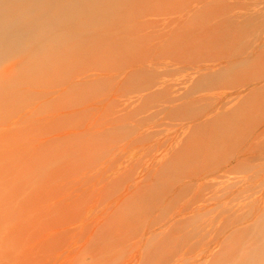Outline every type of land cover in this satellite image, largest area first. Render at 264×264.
I'll use <instances>...</instances> for the list:
<instances>
[{
    "label": "rangeland",
    "instance_id": "1",
    "mask_svg": "<svg viewBox=\"0 0 264 264\" xmlns=\"http://www.w3.org/2000/svg\"><path fill=\"white\" fill-rule=\"evenodd\" d=\"M213 5L139 0L132 19L120 16L112 28H78L61 42L5 51L0 84L14 81L25 109L16 110L5 94L0 108L7 102L20 114L6 104L5 111L13 112L5 115L2 108L6 117L0 119L6 118L8 130L29 117L32 125L19 126L28 128L19 140L26 147L31 141L26 151L36 158L20 148L28 159L16 153L15 172L10 157L16 151L10 148L16 139L10 154L0 146V158L13 152L10 163L7 154L0 159L13 164L0 168L5 165L2 174L11 176L27 166L37 182L23 188L30 193L28 207L9 220L0 217V264H264V100L230 106L231 114L221 115L238 86L247 95L242 84L254 72L203 87L194 96L200 116L156 113L148 81L130 79L159 56L186 64L195 55L208 57L197 46L203 39L198 29L209 27ZM261 23L263 33L250 32L243 45L264 75V63L255 60L264 46ZM209 117L217 121L206 124ZM6 128L0 136L9 138ZM42 158L49 167L39 164ZM35 163L43 171L48 167L44 178Z\"/></svg>",
    "mask_w": 264,
    "mask_h": 264
},
{
    "label": "bare ground",
    "instance_id": "2",
    "mask_svg": "<svg viewBox=\"0 0 264 264\" xmlns=\"http://www.w3.org/2000/svg\"><path fill=\"white\" fill-rule=\"evenodd\" d=\"M138 1L139 0H0V58H2L6 54L5 52L6 50H16L19 47L24 46L26 44L40 46L42 42H51V41L54 43L61 42L64 39H68L71 36H75L77 34L78 28H83V30H88L90 32L92 31L96 32L95 29L101 30L100 28L104 26L105 28L106 27L112 28L118 23L119 21L118 18L120 16L129 15L130 18L132 19V17L135 15L137 11ZM212 2L214 3V5L211 6L212 9L208 10V12L210 11L211 14V17L209 18L210 24H208L209 27L198 29L200 35L203 36L202 37L203 39H199V41H197V39L196 40L194 39L195 41L198 42L197 46L200 49H202L205 54L209 55L208 57L201 58L200 56L195 55L193 56L192 62L186 64L180 58L170 63L167 59L164 58V56L163 57L159 56L158 59H160V61H158L157 64H151L147 66L143 65L141 69H139L130 77V79L132 80L148 81L149 87H151L155 92L152 95L156 96V97L155 96L152 97L151 102L149 101L150 103L149 106L153 103V106H151L150 108L157 109L156 113L158 114L159 111L160 112L166 111L165 113L166 117L167 116L174 117L180 114L179 113L180 110H187L191 112L193 116H197V115L200 116L202 110L199 109L200 107L197 103L198 100H196L198 99V97L195 98L194 96L198 95L201 92V89H203V87L205 86L208 85L212 86L222 81H234L236 80L237 75L241 73H243L244 75H248L254 72L255 77L253 78L252 81L242 84L243 85L242 88H246L247 90H249L246 96H241L239 94V91L241 89V87L239 86L237 87L238 91L235 94L228 95V99H227V103H229L228 107H224V106L223 108L221 107L222 108L221 115H224L223 118L225 119L229 116V114H231L230 106H235L236 109L237 107L248 108L252 106H257L258 104H260L261 101L264 100V75H261L259 73L260 71L258 69L259 65H257L255 61L250 60L249 54H247L245 51L244 48L245 45H243L246 36L249 35L250 32L257 31L260 34L263 33L261 20H264V0H246V1L212 0ZM182 37L185 38V34H182L180 36V38ZM255 60L264 63V46L260 50L258 54V58H256ZM180 73L185 74L184 76H182L181 80L173 79L177 74ZM31 81L34 82V80ZM57 84L59 85L58 82ZM260 84L261 87H259ZM15 90H16V85L14 81L13 82L10 81L6 86H2L0 84V99L2 98L3 95L8 94L11 96V99L9 100L7 99V101L8 102L12 101L13 104L16 105L15 106L16 110L18 108L19 109L22 108L23 110V108L25 109V107L23 106L25 104V101L23 98H18L16 96ZM156 99L158 100L156 101ZM4 100L6 101V99ZM200 100L201 99H199V101ZM1 102L0 104L4 105V101ZM6 104L9 105V103L5 102V106H8ZM11 105L9 106L10 107L14 106ZM170 105H172V107H170ZM5 106L2 107L4 108V111H5ZM15 107H13L12 109H14ZM2 108H0V110ZM12 109L7 108V111L5 112H8L9 114L6 113L5 115H10L9 111H12ZM16 110L14 109L13 111L15 112ZM18 111L21 112V109ZM14 112L13 115L20 114V112L18 113L15 112L16 114ZM5 115H3V117H6ZM0 117L3 119L2 115H0ZM9 118L10 117L7 118V123H9L10 121ZM209 118H207V120L205 121L206 124H208V122L213 123L217 121L215 118L212 117ZM2 119H0L1 120L0 126L3 125L7 126L6 124L2 123V122L6 123V118L4 119L5 121ZM26 119L28 120L29 117H26L25 120ZM25 120H23L25 124L21 125V123H23L21 122L22 118H20V120L16 122L17 125L13 124L15 126H18V128L22 129V130L20 129V132H17V134L20 133L19 134L20 138L17 137V134L16 136H14L13 134V132L16 133L15 131H19L18 128H16L17 130L15 128L13 129L14 126H12L11 124L12 127H8L7 130V128L3 126V128H6L4 131H8L10 133L7 134L9 135V138L8 136L4 137L5 133L2 136H0L1 139L0 146L1 145L3 146V144L4 146L6 145L5 148L4 146L3 147L1 146L2 150L6 149L7 152H9L10 150L16 151L15 154H13V156H11L13 153L12 152L10 157L8 155L10 154L11 151L9 152V154H7L5 152L6 150L4 151V153H2L3 151L1 150L2 151L1 153L3 155L7 154V157L4 156L5 157L4 161L7 160V162L10 163V161L12 160L13 162V160L15 161L14 158H16L17 160V158L20 157L18 156V154L21 152L20 148H22V152H25L26 150L29 149L28 147H29V143L31 142L30 140L27 141L28 142L27 147L24 140H19V139H23L20 136L22 135L21 131L22 132L25 131L26 133V130H28L27 125L28 124L32 125V123L29 122L30 119L28 120V122L27 120L26 121ZM24 125L27 126V127L25 126V128L27 129H24V127H19ZM202 127L201 125H199V128ZM10 128H12L13 130L11 131ZM1 131L3 133V130ZM35 131L36 130H34V132ZM262 132L264 133V131ZM2 133H0V135ZM11 133H12V137L13 138L15 137V139H13L10 136ZM2 137L6 139L8 138L7 139L8 141L10 138L11 139L8 142V144L7 143L5 144V141L7 140L4 138L2 139ZM16 139H18L21 143L23 142L25 144L22 145ZM14 140L19 142V147L17 146L18 143L16 141L14 142ZM9 144H13L14 148L16 149L10 148L9 150V147L11 146L13 147V145H9ZM22 146H25L26 148H23ZM24 149L25 151H23ZM22 152L20 153V155L22 156V159L24 158V160L26 158L28 159V156L30 157L33 155V154L31 155V153L29 154V152L26 151L25 153H27L28 155L26 157V155L23 154ZM181 153L183 155L186 154L185 152H181ZM257 153H259V151ZM42 154H44L43 151ZM42 154H40V157H43ZM45 154L47 155L48 153L46 152ZM3 155L0 158L1 160L4 159ZM46 155H44L43 158H45ZM8 157H10V159L12 157L13 158L11 160L10 159L8 160ZM33 157H30V160ZM35 158L36 156L34 157V159ZM184 158L186 157L184 156ZM45 159H43L42 163L40 161L39 164L44 165L45 163V165L46 164L48 165L47 162H44ZM6 163L4 162L3 164ZM12 164L8 165L7 163L6 166L7 165L11 166ZM16 164L14 163V165H12L13 167H15L13 168L15 169L14 170L15 172L17 169L16 167H18V165L16 166ZM35 164L37 167V163ZM45 165L44 167H46ZM6 166L3 165L0 168V217L3 220L5 219L9 220L10 218L17 216V214L20 211H22V209L24 210V208L28 207L30 199H27V197L30 195V193L28 194H25V192L23 193L24 190L23 188L33 189L35 187L34 185H36L34 184V181L35 183L37 182L36 180L33 181V178H35V176L32 177L31 175L26 173L31 169L30 168L27 170V166L25 168L26 169L25 172L22 171L24 174L26 173L25 175L26 177L23 175L20 176L22 172L19 174L18 170H17L18 174L15 173L12 174L13 172L10 173L12 177L10 175H6L3 173L5 175L4 176L2 172H4ZM49 166L50 165H48V167ZM38 167L41 168L40 165ZM41 169L38 170V172L41 171L40 172L41 175L40 173L37 174L38 176L40 175L39 177L42 176V172L44 173V176L46 174L45 172L46 169L44 171H43L44 168L42 170ZM32 171L31 173H33L34 171L36 173L37 169H35L33 172ZM47 171L49 172L48 169ZM1 174L5 178H3ZM27 175L31 176L32 179L30 177H27ZM44 176H42V178H44ZM6 178L8 180H5ZM25 178L26 179L30 178L31 180L27 179L29 183L25 184L26 186L25 185L23 186V180ZM43 180L44 179H42L41 181ZM32 182L34 185L32 184ZM102 232L100 231L99 234L101 235ZM261 232L263 231H260V233Z\"/></svg>",
    "mask_w": 264,
    "mask_h": 264
}]
</instances>
